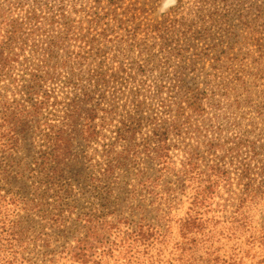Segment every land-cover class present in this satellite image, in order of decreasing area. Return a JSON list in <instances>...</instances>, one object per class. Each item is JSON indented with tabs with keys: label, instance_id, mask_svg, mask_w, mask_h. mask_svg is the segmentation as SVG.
I'll list each match as a JSON object with an SVG mask.
<instances>
[{
	"label": "trees",
	"instance_id": "1",
	"mask_svg": "<svg viewBox=\"0 0 264 264\" xmlns=\"http://www.w3.org/2000/svg\"><path fill=\"white\" fill-rule=\"evenodd\" d=\"M222 2L194 0L200 8L196 19L189 22L183 17H175V12L179 14L184 5V0H176L174 8L159 15L150 27H154L155 40L163 48L170 49L168 54L174 57L187 52L194 42L199 44L209 40L211 43L207 48L199 52L200 56L209 57L218 47L212 44L217 13H209L206 7L212 8ZM255 10L259 12L260 7L256 6ZM130 11L124 7L123 0H0V84L3 83L0 85V155L12 156L19 152L20 141L26 142L25 138L31 141L29 150L34 157L37 183L44 188L36 189L37 203L52 199L55 205L70 194L65 170L72 158L79 156L89 168L97 170V176L92 175L88 181L103 202L102 213L107 211L111 218L110 221H99L95 220V215L84 216L82 233L74 238V245L62 251L48 250L51 239L55 238L46 237L40 241L45 249L40 254L41 262L141 264L135 254L141 255L149 249L150 244H154V236L161 240L171 235L165 237L142 226L131 231L128 227L126 231L119 229L120 224L126 225V219L114 208V201L110 202L113 200L111 187L117 185L120 173L143 155L154 162V178L150 177L140 185L154 203V211L160 214L159 220L173 222V204L176 200L183 201L184 212L177 227L180 246H173L176 252L177 248L182 250L178 264H242L240 260H227V254L222 251L223 244L218 247L219 237L242 234L241 229L249 218L247 208L264 204V158L259 161L260 184L247 181L235 197L233 211H224V217L212 216L215 200L222 201L220 192L223 190L228 194L231 189L232 178L224 164L225 156L245 145L252 149L250 153L255 151L254 144L244 139H238L232 145L220 141L214 134L222 130L220 127L215 129L212 121L222 120L226 115H222L223 110L231 114L240 109L242 101L234 95L239 90L245 92L246 77L221 83L219 80L211 90H207V86L200 89L183 84L166 89L157 85L154 93L157 118L147 120L142 115L150 108L146 98L139 92L124 95L120 88L126 77L104 70L107 58L121 65L119 59L130 53L129 44L137 41L142 27H147L142 21L128 31L125 25L137 17L136 14L129 17ZM111 35L117 39V49L109 58L111 46L108 47L106 42L110 41ZM72 43L80 45L78 57L81 60L86 61L85 55L92 57L88 67L83 68L81 61L69 66ZM218 60L214 58V64ZM119 68L122 71V67ZM65 71L68 79L64 85L70 91L69 98L58 102L48 88L60 81V74ZM219 86L222 93H217ZM117 95L130 99L133 105V114L127 111L119 120L116 119ZM127 106L128 101L122 108ZM56 112L60 116L57 124H52L48 116H54ZM151 125H154L151 136L137 144L141 128ZM208 133L213 136L209 138ZM37 138L45 143L41 150L32 148L33 140ZM187 140H194V146L188 145ZM174 151L182 152L184 159L180 161V167L173 161ZM257 157L252 154L250 159L255 161ZM242 166L238 177L246 179L247 168ZM1 172L0 179L4 181L6 177ZM8 197L11 202H16L12 195ZM8 204L7 197L0 194V264H35L26 257L29 242L22 223L7 219L5 207ZM135 209L143 218L141 206ZM48 220L56 231L64 226L62 217ZM253 229L244 245L250 243L262 252L264 221ZM198 247H201V257H196ZM134 248L135 253L131 254ZM261 261L256 263L262 264ZM262 262L264 264V260ZM157 264L162 263L159 260Z\"/></svg>",
	"mask_w": 264,
	"mask_h": 264
},
{
	"label": "rangeland",
	"instance_id": "2",
	"mask_svg": "<svg viewBox=\"0 0 264 264\" xmlns=\"http://www.w3.org/2000/svg\"><path fill=\"white\" fill-rule=\"evenodd\" d=\"M222 1V3H216L212 8L206 7L209 13H217L214 17L216 28H213L212 31L214 32L212 44L218 45L216 52L209 57L199 55V52L206 49L211 43L206 40L199 44L194 42L189 46L187 52L182 53L179 57H174L168 54L170 49L163 48L159 41L155 40L154 27H150L155 24V19L159 15L167 13L174 8L175 4L168 3V0H123L124 7L132 10L129 12V17L134 14L137 16V20L135 19V21L125 25L126 29L131 31L142 21L147 24V27H142L137 41L129 44L130 53L128 56L119 59L121 65L116 60L111 61L108 58L104 63L106 73L113 74L117 72L119 77H126V81L120 88L124 95H127L128 92H139L141 97L146 98L150 108L149 111L145 110L142 115L147 120L157 118L158 108L154 100L157 85L164 86L166 89L180 87L183 84L199 87L200 89L207 86L206 89L211 90L215 88V84L219 80L221 83L235 77H246L245 92L242 93L239 90L234 95V98L242 101L240 109L232 111L231 114H227L223 110L222 115H226L222 116V120L212 121L215 129L220 127L222 130L221 133L214 134L215 136L218 135L220 141L232 145V142L244 139L252 142L255 148V151L250 153L249 151L252 149L247 148V145H245L241 150L225 156L224 164L231 173L232 184L228 194H225L223 190L220 192L223 196L222 201L216 199L212 208L215 213L211 215L220 217H224L222 215L224 211H233L235 197L242 192L243 184L247 181H255L256 184H260L261 165L259 161L264 158V108H262L264 106V0ZM135 3L137 5L134 7ZM166 4H168L167 7H165ZM183 4L179 14L175 12V17L177 19L183 17L189 22L195 20L200 6L194 4V0H184ZM256 6L260 7L259 12H256ZM110 25L112 24L110 23ZM114 36L111 35L110 41L107 40L106 42L109 45L108 47L111 46L109 58L116 54L117 42L115 41L117 39ZM79 47V44L72 43L70 51L73 55L70 57L69 66L73 67L81 61L83 68H86L91 63L92 57L85 55L86 61L81 60L78 57ZM183 49H187V47ZM25 57H27V54ZM106 57H108V54ZM216 57L219 60L214 64L213 59H216ZM21 61H24V59L22 58ZM60 62L61 58L58 59V63ZM119 67H122V71ZM20 75L22 76V74ZM60 75V81H57L48 90H50L53 98H57L58 102H64L69 98L70 93L64 85L66 79H68L66 78L67 72H61ZM0 85H3V83ZM21 85L24 84L21 83ZM222 92L223 90L219 86L217 93ZM120 96L117 95V120L125 116L127 111L133 114L131 100H126L125 97ZM126 101H128V106L122 108ZM57 110L58 112L61 111L60 109ZM53 114L54 116L50 114L48 119L51 120L52 124H57L56 120L60 115L57 112ZM152 129H154V125L141 128L136 143L142 144L143 138L151 136ZM212 136L211 133H208L209 138ZM25 140L26 142L20 141L18 153L12 156L0 155V166L2 167L0 168V174L3 171V175L6 177L4 181L0 179V194L6 196L9 203L5 207V210L8 211L7 219L9 221H20L25 230L29 242L27 246L29 255L26 253V257L35 264H42L40 254L45 249H43L40 241L45 240L46 237L55 238L51 239L52 244L48 250L62 251L63 248L74 245V238L78 237L80 232L82 233L84 216L95 215V220L99 219V221H110L111 218L107 215V211L102 213L101 205L103 202L97 195L98 192L92 190L88 181L92 175L97 176V170L89 168L88 164H85L79 156L73 157L65 170V176L69 181L70 194L62 197L57 205L53 204L52 199H46L44 202L41 201L42 204H38L36 189L41 188V185L37 183L39 179H37V173L33 166L34 162H32L34 157L29 150L31 141L27 138ZM33 142L32 148L35 147L36 150H41L45 145L39 138L33 140ZM193 142L194 140L186 141L190 146H194ZM173 153V161L176 166L180 167V161L184 159L182 152L174 151ZM252 154L258 155L255 161L250 159ZM217 155L222 154L218 153ZM209 159H213V157ZM135 164L137 165L135 166ZM135 164L120 173V176H118L120 180L116 182L117 185L111 187L113 200H110V202L114 201V208H117L119 213L122 214L121 218L126 219V225L120 224L119 229L120 231H126L128 227L131 231V229L142 226L151 232L162 233L165 237L171 234L168 238H161V240L154 236V244H150V248L147 247L149 249L144 250L141 255L135 254V257L140 259L141 264H157L159 260L162 264H178L180 263L178 260L179 253L182 250L177 248V253L173 246H180L177 227L180 225L179 219L184 212L183 201L176 200L173 204L172 217H174V223L159 220L160 214L154 211V203L150 202L149 196L142 190L140 185V182L150 177L154 178V162L141 155L136 159ZM242 165H246L244 167L247 168L248 176L246 179L238 177ZM240 180L241 182H239ZM101 187L102 185H100ZM41 190H44V188H41ZM8 195H12L16 202H11ZM22 201L28 203L23 204ZM137 206H141L144 212L143 218L139 217V212L135 209ZM247 211L249 218L245 221V227L241 229L242 234L233 237L228 235L219 237L221 242H219L220 246L218 247L221 248L223 244L222 251L227 254L229 262L240 260L242 264H257V260H264V251L261 252L255 249L250 243L247 246L244 245L245 241H249L247 238H249V233L254 230L253 228H257L264 221V204L250 205ZM57 216L62 217L64 221V226L58 231L52 228V223L48 220L56 219ZM220 221H223V218ZM152 245L154 247H151ZM198 249L196 257H201V247H198ZM249 250L250 253H248ZM133 253H135V248L131 254ZM244 254H247V256L245 257ZM249 255L255 257L252 258ZM130 261L135 263L134 259Z\"/></svg>",
	"mask_w": 264,
	"mask_h": 264
},
{
	"label": "clouds",
	"instance_id": "3",
	"mask_svg": "<svg viewBox=\"0 0 264 264\" xmlns=\"http://www.w3.org/2000/svg\"><path fill=\"white\" fill-rule=\"evenodd\" d=\"M168 3H170V4H175V0H168ZM168 6V4H166L165 5V7H167ZM163 10V9H162Z\"/></svg>",
	"mask_w": 264,
	"mask_h": 264
}]
</instances>
